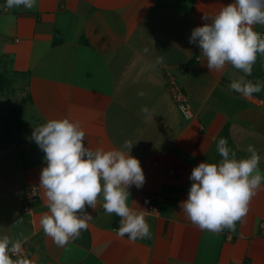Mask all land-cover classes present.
Segmentation results:
<instances>
[{
  "label": "crops",
  "instance_id": "crops-1",
  "mask_svg": "<svg viewBox=\"0 0 264 264\" xmlns=\"http://www.w3.org/2000/svg\"><path fill=\"white\" fill-rule=\"evenodd\" d=\"M232 2L37 0L27 10L6 9L0 0V106L15 102L22 112L18 142L0 149V238L7 235L9 249L19 244L28 254L17 259L10 250L13 264H264V180L234 231H202L179 206L191 170L222 159L220 138L236 159L249 157L252 145L264 177V88L251 97L230 91L243 73L231 65L209 72L199 47L189 43L191 30L206 23L203 15ZM254 31L264 32V25ZM167 74L185 92L191 118L171 98ZM246 79L264 84V55L257 53ZM65 118L80 124L90 149L133 144L129 154L145 182L128 189L127 203L144 212L150 238H119L120 218L105 213L101 198L87 209L92 219L79 237L59 247L44 234L39 221L48 209L39 176L46 162L26 135ZM31 185L39 194L25 210Z\"/></svg>",
  "mask_w": 264,
  "mask_h": 264
},
{
  "label": "clouds",
  "instance_id": "clouds-1",
  "mask_svg": "<svg viewBox=\"0 0 264 264\" xmlns=\"http://www.w3.org/2000/svg\"><path fill=\"white\" fill-rule=\"evenodd\" d=\"M37 0H6V9L23 7L33 10ZM202 26L191 30L190 44H196L208 71H221L226 65L243 75L232 80L229 90L244 97L259 93L264 84L246 79L251 76L257 53L264 55V36L254 26L264 25V0H233L213 16L203 15ZM163 58H157L162 63ZM143 96V93H140ZM141 111L147 113V108ZM32 140L43 151L39 187L43 189L48 211L39 221L44 234L59 247L79 237L92 219L88 208L95 209L103 200L106 214L120 218L116 235H126L131 243L150 238L143 211L129 206L128 189L141 188L145 176L137 158L131 156L133 144L125 141L122 149L95 150L85 146V132L78 122L52 119L32 131ZM125 149L127 150L125 152ZM247 158L236 159L227 140L217 141L219 163L200 162L191 170L187 199L180 202L185 217L200 230L215 233L235 230V223L246 217L249 203L262 187L260 156L252 145ZM5 235L0 238V264H13L8 252L17 251ZM16 264H23L17 261Z\"/></svg>",
  "mask_w": 264,
  "mask_h": 264
},
{
  "label": "built area",
  "instance_id": "built-area-1",
  "mask_svg": "<svg viewBox=\"0 0 264 264\" xmlns=\"http://www.w3.org/2000/svg\"><path fill=\"white\" fill-rule=\"evenodd\" d=\"M264 36V32L256 31ZM166 86L170 93L171 98L176 103L179 111L185 118H191L193 116V111L190 105V102L185 94V92L181 89L180 85L177 83L174 76L167 74L166 75ZM38 187L35 185H31L27 187L24 192V209L29 210L31 203L38 197ZM14 255L17 259H26L28 254L25 251L17 250L14 251Z\"/></svg>",
  "mask_w": 264,
  "mask_h": 264
},
{
  "label": "trees",
  "instance_id": "trees-1",
  "mask_svg": "<svg viewBox=\"0 0 264 264\" xmlns=\"http://www.w3.org/2000/svg\"><path fill=\"white\" fill-rule=\"evenodd\" d=\"M15 106L6 110L0 106V149L18 142L17 131L22 125V119L21 107Z\"/></svg>",
  "mask_w": 264,
  "mask_h": 264
},
{
  "label": "rangeland",
  "instance_id": "rangeland-1",
  "mask_svg": "<svg viewBox=\"0 0 264 264\" xmlns=\"http://www.w3.org/2000/svg\"><path fill=\"white\" fill-rule=\"evenodd\" d=\"M8 85L6 86V89H8ZM17 94H19V92L17 91ZM15 103V102H14ZM14 103L13 104H8V105H6V108H11V107H14L15 105H14ZM16 107V106H15ZM6 108H5V110H6ZM17 108V107H16ZM21 116H22V112H21ZM26 136H28V137H30L31 136V134H27Z\"/></svg>",
  "mask_w": 264,
  "mask_h": 264
}]
</instances>
